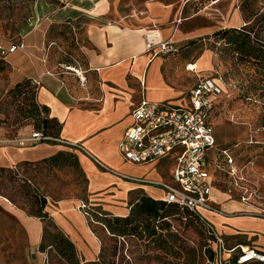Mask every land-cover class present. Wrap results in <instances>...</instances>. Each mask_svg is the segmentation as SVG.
<instances>
[{"label":"crops","instance_id":"1","mask_svg":"<svg viewBox=\"0 0 264 264\" xmlns=\"http://www.w3.org/2000/svg\"><path fill=\"white\" fill-rule=\"evenodd\" d=\"M14 1H28L17 5L16 12L28 18L19 24L15 41L0 44L24 46L0 60V97L4 99L10 88L29 80L35 87L37 105L46 106L48 115L59 122L61 140L23 147L0 145V171L20 173L25 164L46 162L61 151L75 158L86 178L89 206L125 216L133 199L142 195L163 198V190L150 181H170L171 165L166 159L128 163L120 155L119 143L132 123L131 111L142 97L180 104L186 101L198 79L210 78L197 77L189 87V71L209 68L211 55L206 50L190 63L189 52L187 56L176 54L174 45L194 34L181 31V9L159 0H145L141 10L130 8L124 14L115 8L116 0ZM53 22L67 26L65 39L57 41V49L49 34ZM149 31L169 43L168 49L154 55L146 51L144 34ZM70 49L79 56L71 57ZM194 63L199 64L198 68L193 67ZM189 64L192 70L187 68ZM77 72L85 76L84 83L79 81ZM2 120L0 136L27 137L34 129L31 124L21 126ZM220 174L211 191L218 212L205 211L204 216L224 238L226 248L240 244L264 252V215L254 214V205L240 201L237 193L229 197L225 186L222 189L219 185ZM0 198L5 201L0 203L23 227L28 245L38 248L43 220L7 198ZM46 198L44 211L74 243L80 258L96 260L101 242L80 209L82 201L68 194Z\"/></svg>","mask_w":264,"mask_h":264},{"label":"rangeland","instance_id":"2","mask_svg":"<svg viewBox=\"0 0 264 264\" xmlns=\"http://www.w3.org/2000/svg\"><path fill=\"white\" fill-rule=\"evenodd\" d=\"M144 1L116 0L115 8L123 14L131 10L130 8L141 10ZM159 1L180 8L178 17L181 31L194 33L191 39L174 45L176 54L184 56L189 52L188 58L191 63L206 50L210 52L209 68L198 72L187 70L190 72L189 87L197 77L219 80L217 82L221 87V93L212 98L215 106L214 135L219 147L229 148L237 169V178L240 179L238 184L247 190L250 196L249 202L254 205L252 212L262 216L264 215V76L250 61L240 57L224 39H220L214 33L224 28H241L246 21L257 25L264 23V0ZM26 3L28 4V1L0 0V42L8 44L16 40L19 24L28 18L16 14L17 5L19 7L20 4ZM234 14L238 16L239 23L233 22ZM58 24L59 22H53L55 49H57V41L61 42L64 38L60 35L61 27L56 26ZM259 36L264 37V26ZM70 56L78 57L74 49H70ZM21 106V102L7 92L4 99L0 97L1 120L3 119L2 121L7 124L21 126L27 124L28 120L24 117ZM213 155L215 156V152ZM61 159L66 160L63 166L54 167L46 161L25 164L24 170L20 173L15 172L16 174L12 170L0 171V195L29 213V210L37 205L35 204L37 199L42 200L45 197L46 206L47 195L58 198L68 194L82 201L80 209L83 211V204L89 206L86 178L78 164L74 162V157L64 154ZM220 175L219 185L223 189L224 186H228L229 177L223 171ZM215 182H218V179ZM235 190L238 194L239 188L235 187ZM89 207L108 217L114 216L95 206ZM179 214L183 215V213ZM185 216L186 218H181L177 214L168 216L166 220L168 229L160 230L159 226L156 228L158 233H174L181 240L177 239L175 243L162 242V246L159 245L160 242L154 240L155 238L145 236L111 237L103 224L98 222L90 224L92 231L106 248L104 251L106 261L113 259L115 264H209L204 253L209 225L201 219L196 221L191 215L185 214ZM86 217L88 218L87 215ZM43 222L47 223L46 220ZM200 227L205 232H201ZM49 229L52 232L56 231L53 226ZM48 248L41 252L39 248L29 246L23 227L0 203V264H48L51 254L54 264H64L55 255L54 249ZM113 252H116L115 256H112ZM79 259L81 263L87 262L80 256ZM251 264H264V262Z\"/></svg>","mask_w":264,"mask_h":264},{"label":"built area","instance_id":"3","mask_svg":"<svg viewBox=\"0 0 264 264\" xmlns=\"http://www.w3.org/2000/svg\"><path fill=\"white\" fill-rule=\"evenodd\" d=\"M144 41L146 51H151L153 55L169 47V43L158 39L152 31L144 34ZM23 46L22 43L6 47L0 44V60ZM156 48H159L158 51H155ZM187 68L192 70L189 65ZM77 76L81 83L85 82V76L78 72ZM220 93L221 87L215 78H200L189 91L186 101L180 104L148 101L142 97L131 111L132 123L124 131L119 152L122 159L131 164L167 160L171 165L170 181L150 183L163 190L164 201L184 208L208 223V234L212 236L210 244L214 252V259L209 264L264 262V252L255 247L239 244L231 249L226 248L224 238L203 214L205 211L218 212V207L211 199V191L217 174L222 171L229 177L228 186L225 187L229 196L235 195L237 187L239 200L250 201L247 190L238 184L240 179L237 178V169L229 148L219 147L215 139V106L212 98ZM48 140L60 141L61 138L44 135L34 128L27 137L0 136V145L15 144L23 147ZM74 146L80 148L78 144ZM86 207L82 205L84 214L88 215L84 210Z\"/></svg>","mask_w":264,"mask_h":264},{"label":"trees","instance_id":"4","mask_svg":"<svg viewBox=\"0 0 264 264\" xmlns=\"http://www.w3.org/2000/svg\"><path fill=\"white\" fill-rule=\"evenodd\" d=\"M56 26L61 27L60 35H63V39H65L64 33H66L65 27L67 26L64 24H58ZM256 26L257 29H255ZM263 26L264 23L257 25L254 22L246 21V24L241 28L230 27L220 29L216 31L214 35L218 36L220 39H224L234 52L239 54L240 57L245 58L247 61H250L260 74L264 76V37L259 36V32L262 30ZM69 33L71 36V32H68V35ZM49 34L55 39L54 25L50 28ZM8 93H11L15 99L21 102V110L25 115L24 117L28 120L27 124H31L44 135H49L51 137L59 135V122L48 115V108L46 106L37 105L34 99L35 87L29 80L17 83L8 90ZM64 154L66 153L59 151L55 155L45 159V161L49 162L50 165L54 167L63 166L66 164V160L61 159ZM68 157L73 156L68 154ZM74 162L77 163L75 158ZM35 204L37 205L34 209L29 210V214L39 217L43 221H47V223L43 225L42 238L38 247L41 252L45 251L47 247L54 249L55 255H57L64 264H115V260L113 259L106 261L104 257V251L106 248L102 242L97 260L81 263L74 243L57 228L48 213L43 210L46 204L45 197H43L42 200L37 199ZM90 208L91 207L88 206L84 209L88 214L89 224L97 222L103 224L105 230L111 235V237H123L127 235L145 236L151 239L155 238V241L160 242V246H162V242L175 243L177 239L180 240L174 233H158L156 229L158 226L160 230L168 229V223L166 221L168 220V216L177 214L181 218H186L185 214H187L193 216L196 221L199 220V217L196 214L184 208L182 209L173 203H168L162 198L155 199L144 195L138 197L136 200L133 199L130 202L129 212L125 216L108 217L106 214H103L94 208ZM179 213H183V215H180ZM50 226H53L56 231H50ZM200 228L202 229V227ZM201 232L205 231L202 229ZM207 236V243L204 244V253L206 259L209 261L208 263H210L214 259V252L210 244L212 236L208 233ZM115 253L116 252H113L112 256H115ZM232 261L234 263V259ZM48 264H54L52 254L48 258Z\"/></svg>","mask_w":264,"mask_h":264},{"label":"bare ground","instance_id":"5","mask_svg":"<svg viewBox=\"0 0 264 264\" xmlns=\"http://www.w3.org/2000/svg\"><path fill=\"white\" fill-rule=\"evenodd\" d=\"M239 18H238V16L236 15V14H234V16H233V22H235V23H239ZM198 65L199 64H196V63H194V65H193V67L194 68H198ZM189 67L191 68V64H189ZM192 69V68H191Z\"/></svg>","mask_w":264,"mask_h":264}]
</instances>
